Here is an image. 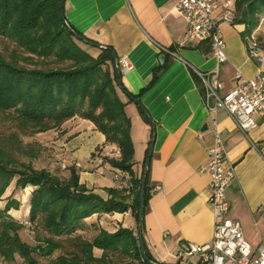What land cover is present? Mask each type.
I'll return each instance as SVG.
<instances>
[{
    "label": "crops",
    "instance_id": "0c3cea01",
    "mask_svg": "<svg viewBox=\"0 0 264 264\" xmlns=\"http://www.w3.org/2000/svg\"><path fill=\"white\" fill-rule=\"evenodd\" d=\"M175 2L62 0V12L73 30L98 47H110L118 60L127 59L130 69L120 70V82L127 92L138 95L151 80L153 70L167 62L156 82L135 97L152 122L145 121L138 104L117 90L131 120L132 169L137 176L143 171L146 150L154 136L148 165L152 190L142 232L158 264H181L177 258L179 250L189 243L201 245L211 241L210 178L201 167L206 163V148L212 141L213 117L225 141L226 162L233 170L227 189L229 216L240 223L253 250L264 246V117L258 118L257 126L245 135L223 110L215 116L206 110L200 80L191 67L203 73L211 70L216 61L208 44L201 43V50L186 41V23L174 10ZM244 29L243 23L220 24L226 44V61L219 66L224 90L233 86L235 68L246 78L264 74V15L252 32L260 43L261 62L247 55ZM158 45L172 49L175 55L160 51ZM58 133L61 150L77 168L80 182L106 199L104 189L115 187L114 175L119 170L103 160L102 150L108 145L105 136L93 123L79 117L64 122ZM31 190L30 186L14 189L12 183L3 196L5 199L12 195L19 201V208L8 212L18 221L28 216ZM4 203L5 200L0 201V207ZM85 223L89 228L87 235L94 234V227L111 233L119 227L136 232L138 227L130 210L93 214ZM93 254L99 258L101 250L95 248ZM186 264H197V257H190Z\"/></svg>",
    "mask_w": 264,
    "mask_h": 264
},
{
    "label": "trees",
    "instance_id": "16d2710c",
    "mask_svg": "<svg viewBox=\"0 0 264 264\" xmlns=\"http://www.w3.org/2000/svg\"><path fill=\"white\" fill-rule=\"evenodd\" d=\"M60 2L0 0V201L5 200L0 207V256L6 261L18 256L21 264H38L36 256L48 258L45 264H158L143 237V218L140 236L123 227L112 233L94 227V234L87 235L85 219L130 210L138 222L142 173L137 176L132 169L131 120L117 90L126 92L129 99L137 98L156 82L167 62L153 70L151 80L138 95L127 92L122 84H116L115 68H120L112 49L98 47L73 30L61 17ZM234 5V23H243L245 37L264 15V0H234ZM201 43L208 44L200 42L194 47L204 50ZM139 111L149 122L140 107ZM75 117L93 123L108 145L120 150L119 158L103 156V160L127 174V186L105 188L106 199L80 182L75 166L68 168L66 178L35 168L32 160L40 152L39 145L22 139L58 129ZM148 174L149 167L143 217L152 190ZM12 183L14 189L32 187L24 221L8 213L19 208V201L12 195L3 199ZM22 222L33 227L39 242L35 246L20 238ZM95 248L101 250L99 258L93 254Z\"/></svg>",
    "mask_w": 264,
    "mask_h": 264
},
{
    "label": "built area",
    "instance_id": "2783aa9c",
    "mask_svg": "<svg viewBox=\"0 0 264 264\" xmlns=\"http://www.w3.org/2000/svg\"><path fill=\"white\" fill-rule=\"evenodd\" d=\"M173 8L185 20L186 41L194 44L208 42L216 61L211 70L203 73L189 65L200 80L204 107L214 116L218 110H223L246 135L257 126L258 118L264 117V74L246 78L235 68V82L231 88L224 90L219 66L226 61V44L220 24H234V0H176ZM244 40L247 55L261 62L262 53L255 35H246ZM158 48L175 55L170 48L161 45ZM118 65L121 71L130 69L124 57L118 60ZM211 133L212 141L206 148V163L201 170L210 178L208 202L212 214V238L206 244L189 243L177 252L178 261L186 264L190 257H197V264H264V246L253 250L244 237L240 223L229 216L227 189L233 179V170L226 162V145L215 117L211 121ZM120 154L119 148L114 145H107L102 150L103 156L111 158H119ZM127 178L126 173L115 172V187L124 189Z\"/></svg>",
    "mask_w": 264,
    "mask_h": 264
},
{
    "label": "rangeland",
    "instance_id": "374dc122",
    "mask_svg": "<svg viewBox=\"0 0 264 264\" xmlns=\"http://www.w3.org/2000/svg\"><path fill=\"white\" fill-rule=\"evenodd\" d=\"M61 126L58 129H52L43 133H38V135L35 134L33 136H24L22 139L26 143L35 142L39 145L40 152L38 153V156L32 160V164L35 168H45L54 174L66 178L68 176V168L70 166H74V164L71 163L67 153L65 154L64 150H61L60 141H58V131L60 130ZM20 199H22V195L20 196ZM19 236L30 246H35L39 243L33 227L28 225V223H24L23 228L19 231ZM36 258L38 260V264H45L48 261V258L45 257L36 256ZM21 262L22 260L18 256H15L12 261H6L0 256V264H21Z\"/></svg>",
    "mask_w": 264,
    "mask_h": 264
},
{
    "label": "water",
    "instance_id": "95a60500",
    "mask_svg": "<svg viewBox=\"0 0 264 264\" xmlns=\"http://www.w3.org/2000/svg\"><path fill=\"white\" fill-rule=\"evenodd\" d=\"M62 11H63L62 2H60V14H61L62 19L64 20L65 19L64 12H62ZM76 36H77V38H79L78 35H76ZM114 52L115 51L112 52V55H113L114 58H116V54ZM115 73H116V84L119 87H121V82H120V79H119L120 71H119L118 67L115 68ZM124 93L127 95L126 92H124ZM131 99L138 104V106L144 111V113L148 117V120L150 122H152V120H150L151 118H150V115H148L147 110L138 102V100L135 97H131ZM153 139H154V136H153V138L151 140V143L148 146V152H147V155L145 157L143 171H142V177H141V186H140L139 203H138L139 204V208H138V227H137V233H138L139 236L142 234V232H141L142 231L141 222H142L143 213H144V183H145V177H146V170H147V167L149 165V161H150L151 154H152ZM139 246H140V251H141L142 255L144 256V250H143L141 239L139 241Z\"/></svg>",
    "mask_w": 264,
    "mask_h": 264
}]
</instances>
